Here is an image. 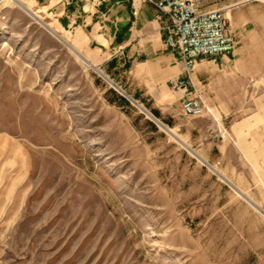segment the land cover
<instances>
[{"label": "rangeland", "instance_id": "1", "mask_svg": "<svg viewBox=\"0 0 264 264\" xmlns=\"http://www.w3.org/2000/svg\"><path fill=\"white\" fill-rule=\"evenodd\" d=\"M235 4L251 77L194 78L210 112L170 93L163 118L109 54L0 0V264H264V0L214 9Z\"/></svg>", "mask_w": 264, "mask_h": 264}, {"label": "crops", "instance_id": "2", "mask_svg": "<svg viewBox=\"0 0 264 264\" xmlns=\"http://www.w3.org/2000/svg\"><path fill=\"white\" fill-rule=\"evenodd\" d=\"M34 1L62 29L86 38L91 52L109 54L110 66L114 62L115 68L128 70L139 99L150 104L159 116L166 117L165 107L172 100L168 98L170 93L181 101V94L173 93L171 87L172 80L181 77L183 66L179 52L166 46L169 36L166 27L170 20L149 0H103L100 6L96 0ZM191 1L201 12L222 11L237 39V48L232 54L201 59L196 66L195 80L209 82L213 90L219 80L250 78L258 60L253 54L262 41L255 22L243 18L238 4L214 9L220 0ZM80 44L78 39L77 45ZM221 92L215 89V93Z\"/></svg>", "mask_w": 264, "mask_h": 264}, {"label": "built area", "instance_id": "3", "mask_svg": "<svg viewBox=\"0 0 264 264\" xmlns=\"http://www.w3.org/2000/svg\"><path fill=\"white\" fill-rule=\"evenodd\" d=\"M96 1L99 6L103 2ZM149 2L170 20L166 46L179 52L183 66L181 77L172 80L171 87L181 94L182 111L188 117H202L210 107L201 84L194 81L196 66L201 59L228 56L236 50L229 20L219 10L201 12L191 0Z\"/></svg>", "mask_w": 264, "mask_h": 264}, {"label": "trees", "instance_id": "4", "mask_svg": "<svg viewBox=\"0 0 264 264\" xmlns=\"http://www.w3.org/2000/svg\"><path fill=\"white\" fill-rule=\"evenodd\" d=\"M114 64V62H112V64H111V66ZM143 101V100H142ZM144 102V101H143ZM123 103V102H122ZM125 103V102H124ZM146 103V102H145ZM148 104V103H147ZM149 105V104H148ZM154 112H155V114L157 115V116H159V114H158V112L157 111H155L154 110Z\"/></svg>", "mask_w": 264, "mask_h": 264}, {"label": "bare ground", "instance_id": "5", "mask_svg": "<svg viewBox=\"0 0 264 264\" xmlns=\"http://www.w3.org/2000/svg\"><path fill=\"white\" fill-rule=\"evenodd\" d=\"M34 14H37V12L36 13H34ZM87 61V60H86ZM85 62V61H84ZM87 63V62H86ZM87 64H89V62L87 63ZM89 66V65H88ZM92 66V65H91ZM90 66V67H91ZM94 66V65H93ZM95 67V66H94ZM99 72V71H98ZM104 75V74H103ZM144 112V111H143ZM145 116H147L146 114H145ZM152 116V115H151ZM153 118H154V116H152ZM154 119H156V118H154Z\"/></svg>", "mask_w": 264, "mask_h": 264}]
</instances>
